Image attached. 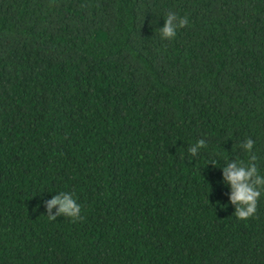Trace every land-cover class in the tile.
Returning a JSON list of instances; mask_svg holds the SVG:
<instances>
[{
    "label": "trees",
    "instance_id": "obj_1",
    "mask_svg": "<svg viewBox=\"0 0 264 264\" xmlns=\"http://www.w3.org/2000/svg\"><path fill=\"white\" fill-rule=\"evenodd\" d=\"M251 156L264 0H0V264H264V195L240 220L224 180Z\"/></svg>",
    "mask_w": 264,
    "mask_h": 264
},
{
    "label": "clouds",
    "instance_id": "obj_2",
    "mask_svg": "<svg viewBox=\"0 0 264 264\" xmlns=\"http://www.w3.org/2000/svg\"><path fill=\"white\" fill-rule=\"evenodd\" d=\"M189 23L187 17H180L176 13H169L166 17L164 26L160 29L163 39H174L177 36V30L187 26ZM204 140H200L190 148L194 155L198 149L205 148ZM240 147L248 154L253 152L255 142L249 138L241 143ZM255 156L246 163L243 160L231 162L223 169L224 180L230 186V203L235 206L234 215L240 220H247L257 211V205L260 197L264 195V174H261ZM49 214L47 218L54 221L58 216L71 218L72 220L81 219L82 206L70 192H59L47 201ZM53 208L57 209L55 215L51 214Z\"/></svg>",
    "mask_w": 264,
    "mask_h": 264
}]
</instances>
